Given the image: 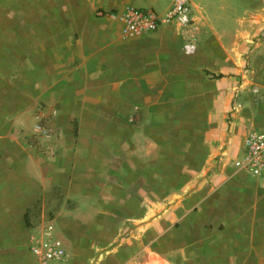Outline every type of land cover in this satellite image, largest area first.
I'll list each match as a JSON object with an SVG mask.
<instances>
[{
	"label": "crops",
	"instance_id": "0c3cea01",
	"mask_svg": "<svg viewBox=\"0 0 264 264\" xmlns=\"http://www.w3.org/2000/svg\"><path fill=\"white\" fill-rule=\"evenodd\" d=\"M142 1L0 10V264H34V213L56 222L64 264H264V185L232 165L245 132H264L250 17L264 6L218 23L195 6L185 27L123 35ZM147 1L158 15L169 4ZM18 25L28 36L8 38Z\"/></svg>",
	"mask_w": 264,
	"mask_h": 264
},
{
	"label": "built area",
	"instance_id": "2783aa9c",
	"mask_svg": "<svg viewBox=\"0 0 264 264\" xmlns=\"http://www.w3.org/2000/svg\"><path fill=\"white\" fill-rule=\"evenodd\" d=\"M168 8L162 15L152 10L128 7L121 15L122 34L125 36L141 35L157 29L162 23L173 21L185 27L192 21L190 0H168ZM260 34L264 36V19L260 25ZM185 52L193 51V43L183 45ZM38 131L41 128L36 125ZM232 165L237 170L259 178L264 185V132L248 130L242 137L237 154L232 158ZM27 251L34 264H64L67 252L63 242L55 235L51 220H45L33 227L27 240Z\"/></svg>",
	"mask_w": 264,
	"mask_h": 264
},
{
	"label": "rangeland",
	"instance_id": "374dc122",
	"mask_svg": "<svg viewBox=\"0 0 264 264\" xmlns=\"http://www.w3.org/2000/svg\"><path fill=\"white\" fill-rule=\"evenodd\" d=\"M190 2L192 3V5H194V8L192 10L196 11L195 6L200 7L205 12V16L209 19L210 23H212V22L218 23V21L223 22V20L230 22V19H229L230 17H233V18L237 17V16L241 17L243 10L246 12L245 16L247 18V17H249V15H247L248 12L259 8L260 6H264V0H205V1L204 0H190ZM8 3H9V0H0V10H4L8 6ZM137 5H139V4H137ZM140 5H143V7H139L142 9L151 8V7H149L147 0H143L140 3ZM135 7H137V6H135ZM153 8H151V9H153ZM250 17L255 19V21L257 19H259V21L261 23L264 19V15H262L261 18L254 16V15H253V17L252 16H250ZM28 33H29V26L28 25H24V26L18 25L15 29H10V30L6 31V36L10 39H15V37L17 39H20V37L21 38L27 37ZM26 34H27V36H26ZM256 130H259V129H256ZM143 175H144V172H143ZM132 178H133V172L131 173V179ZM99 181L103 182L101 177L99 178ZM58 198L59 197H58L56 189L55 188L50 189V191L47 193V196L45 198V200H46L45 205H44L45 206V210H44L45 216L48 213H50L51 210H53L54 206L56 205V203L58 201ZM122 199L125 200L124 197ZM34 214H35V220L34 221L37 222L36 224L40 223V222H38V221H40V218L38 219L37 214L36 213H34ZM53 225H54L55 235L61 239V241L63 242V245H64V240H63L64 238L60 234L59 229L56 225V222H53ZM115 225H116V220L112 219L110 221L109 227L114 228ZM64 248L66 250L65 245H64ZM26 250H27V247H26Z\"/></svg>",
	"mask_w": 264,
	"mask_h": 264
},
{
	"label": "trees",
	"instance_id": "16d2710c",
	"mask_svg": "<svg viewBox=\"0 0 264 264\" xmlns=\"http://www.w3.org/2000/svg\"><path fill=\"white\" fill-rule=\"evenodd\" d=\"M24 218H25V220H26V223H27V213L25 214Z\"/></svg>",
	"mask_w": 264,
	"mask_h": 264
}]
</instances>
